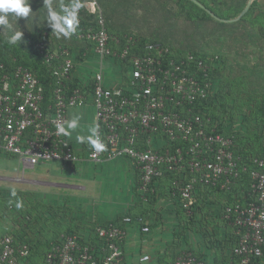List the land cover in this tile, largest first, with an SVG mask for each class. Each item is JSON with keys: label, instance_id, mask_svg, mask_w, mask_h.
Wrapping results in <instances>:
<instances>
[{"label": "built area", "instance_id": "1", "mask_svg": "<svg viewBox=\"0 0 264 264\" xmlns=\"http://www.w3.org/2000/svg\"><path fill=\"white\" fill-rule=\"evenodd\" d=\"M87 9L97 15L98 29L86 32L95 54L100 59L123 60L129 47L113 49L97 2L88 1ZM114 42L118 44V40ZM128 42L134 43L135 39L130 37ZM167 53V47L149 43L146 55L131 57L129 80L123 85L106 86L103 73L96 72L89 93L94 107L93 126H99L98 134L106 149L97 152L88 144L80 150L84 152L82 157L70 138L57 135L56 128L68 121L69 109L87 104L85 87L75 88L65 97L60 93V83L46 103L43 85L34 73L22 65L5 71L0 57V153L15 157L25 168L52 161L103 163L128 157L140 171L142 193H147L154 177L163 172L177 175L173 184L179 190L182 209L186 217H194L198 186L229 190L239 177V157L234 154L233 138L216 133L215 128L207 132L210 118L203 119L189 107L211 93V82H200L195 69L187 65L194 60L193 55L165 62ZM47 56V63L51 58L60 60L54 73L70 79L74 68L71 53L60 47ZM196 67L206 74V63L199 60ZM154 135L160 140L157 147ZM176 142L186 145L174 147ZM250 162L255 165L250 171L254 200L227 206L222 214L235 230L233 253L239 257V264H254L262 258L264 247V158H250ZM241 169L246 171V166ZM123 221V227L110 220L97 224L95 243L88 237L82 246L80 235H61L47 252L44 264H127L123 243L126 225L132 219L126 216ZM28 256L26 242L16 245L12 235L0 237V264H24ZM149 259L144 254L133 264H147ZM172 264L203 262L190 251H182Z\"/></svg>", "mask_w": 264, "mask_h": 264}, {"label": "trees", "instance_id": "2", "mask_svg": "<svg viewBox=\"0 0 264 264\" xmlns=\"http://www.w3.org/2000/svg\"><path fill=\"white\" fill-rule=\"evenodd\" d=\"M57 1L60 2L56 7L55 2ZM88 1L90 0H75V2L81 5L79 9V27L76 33L73 34L71 38H68V41H65V38L58 39L51 31L46 21L44 22L45 9L42 7L43 0H31V5L36 6L34 8L31 7L32 11L35 13L32 14L33 18L30 17L27 20L29 22V28L27 33L24 34V40H21L20 43L10 44L8 40L11 36V32L3 33V31L0 30V57L5 65V71H10L18 65L28 68L43 85L46 103H49V99H52L53 92L56 88L60 87V83H63L62 92L60 93L65 97H68L73 89L82 87H85L88 92L87 96L90 97L89 93L93 89V81L78 79L73 74L74 68L70 79L59 77L54 73V69L60 64V60L51 58L50 63H47L46 60L48 58L47 54L61 47L67 49L73 58L75 57L77 61L81 62L83 56H85L84 53L88 54L89 48H93V44L86 38V32L89 29L97 30L98 23L97 15L89 12L85 5ZM95 1L98 7L99 5L101 7V11L100 9L99 11L104 18L105 28L110 36L109 45L113 49L118 48V50H122L126 46L129 47L128 54L123 60L114 59L115 63L121 65L126 81L129 80L126 74L129 71L131 57L135 55H146L147 45L149 43L159 44L169 49V53L164 56L165 62L169 59H174L176 61H179L181 58L186 59L188 53L193 55L194 60L189 61L187 65L190 66L191 69H195L194 75L200 82H211V93L205 98L190 103L189 107L192 108L194 114L200 115L203 119L210 118L207 132H209L211 128H215L216 133H221L224 136L233 138V143L235 145L233 147L234 154L236 157H239L240 165L239 177L234 180V184L229 190H223L212 186H205L202 188L205 190L208 188L209 191L219 192V194H221L219 195L220 197H225L224 204L222 205V212H225L226 207L234 203L243 205L247 204L250 200H254L251 194L253 180L251 179L250 171L255 168V165L250 162V158H264V89L247 88L249 87L248 83L246 84V80H248L246 79L247 74H244L241 78L242 80H240L241 83L239 81L234 85L228 83L226 84L228 87L225 92L222 91L221 93L220 89L216 88V84H218V86L221 84L223 72L228 68V66H226L227 58L221 55L219 56L216 52L209 53V51L206 50L207 43L205 39L207 35L212 37L221 36L226 31L235 33V30L239 29L241 30L239 35L244 38L247 37L246 46L251 45V42H254L256 39L263 40L264 42V3L262 4L261 0H253L248 10L238 20L226 22V20L237 17L244 10L248 0H198L204 7H201L192 0H147L145 3H139V0H114V2L113 0ZM109 2L112 4H109ZM72 3L73 0H53V8L60 11L62 7L70 6ZM168 4H171V6L168 7ZM135 10H143V12L141 15L136 16L135 14L137 13H135ZM179 18L186 22L185 29L191 30V33L187 36L189 38L187 39L189 46L187 45L186 47H174L172 43L168 42L170 36L163 35L160 32L161 29L166 26L176 28L177 23H172V21H176ZM22 20L23 19H19L16 24H21ZM13 21L15 20L10 19V22ZM146 22L156 24L150 31V34L145 36L139 32L136 33V29L140 28V26H145ZM133 27H136V29L133 30ZM248 29H250V31H248ZM130 37L135 39L134 43L128 42ZM114 40H118V44H115ZM41 44L44 46L42 49H40ZM199 60L206 63L208 66L206 74H204L202 70L197 69L196 65ZM237 76L239 77V75ZM243 83L244 85L241 87ZM254 83L256 84L255 80ZM236 96L239 97V99ZM235 103H239V105H235ZM231 105L237 107H231ZM238 119H240L241 124L237 126L236 123ZM240 125L242 126L241 128H239ZM156 136L157 135L153 136L155 142L156 139H158ZM182 145L186 144L176 142L174 147ZM86 147H88V145ZM163 150V148L159 149V151ZM82 153L84 154V152ZM118 159H126L131 163L128 157H120ZM242 166H246V171H242ZM132 167L135 170L136 179L138 181L140 178V171L135 168L134 165H132ZM176 178L177 175H172V173L169 174V172H163L161 176L154 177L149 186V192L145 196L137 194L138 198L136 202L140 204L139 206L143 207L142 210L138 213H135L134 210H131L127 214L121 213L110 221H112L114 225L123 227V218L126 216L132 219L141 218L140 216H147L154 209L153 206L157 198V193H160V195L166 193L173 197L177 206V213H179L180 220L178 228L181 229L186 227V225L182 223L184 220L192 224L193 217H186L181 206L179 190L173 184ZM136 185H138L137 182ZM4 194L7 193L4 192ZM7 195L5 201H8V204H10L9 201L16 203L17 199L25 197L22 192H17L14 196ZM197 197L198 195L195 197V211H197L201 202ZM97 224L100 223L94 224L92 229H88L87 232L79 233V227L74 229L69 227L65 231L66 233H79V235H82L79 238V243H81L82 246L88 237L95 243L97 237L95 234V226ZM224 224H227L226 220ZM232 230V235L235 236V246L236 235L234 234V228ZM173 232L175 236H182L181 233H175V228ZM57 235H55L56 237H49L41 244H38L35 238L25 239L23 236L19 238L16 234H13V238L16 241V245L26 242L29 246V256L27 260L29 257L34 259L36 257L39 259L42 258V264H44L46 254L53 243L56 242ZM209 242L208 245L215 244L214 240ZM201 254L200 252V257L197 256L198 260L203 257ZM233 256L234 259H236L235 264H239V257L234 253ZM260 260L261 258L254 264H261ZM204 264H207V262L204 261Z\"/></svg>", "mask_w": 264, "mask_h": 264}, {"label": "crops", "instance_id": "3", "mask_svg": "<svg viewBox=\"0 0 264 264\" xmlns=\"http://www.w3.org/2000/svg\"><path fill=\"white\" fill-rule=\"evenodd\" d=\"M99 9L101 11L100 5ZM84 55L86 56H83L82 59H88L89 55L85 53ZM112 65V68L107 67V65L105 66L106 69L105 72H103L105 85L110 87L123 85L126 80L124 79V71L118 68L121 67V65H118L117 63H115V65ZM89 69L90 66L83 65L81 61V64L79 63V68H76L74 70L75 72L73 71V74L77 78L87 79V71ZM107 70L110 72L107 73ZM89 106H91L94 113V107L92 99H90V97L85 106L79 107L78 109L74 110V115L82 118L88 112ZM93 113L90 119V123H85L83 120L80 121V127L76 132H73L70 137L72 143L81 153V157L83 156V153L81 151L86 149V146L88 144L78 143L76 141V136H87L90 134V129L94 127ZM74 115L71 111L70 116ZM85 126L88 127L85 128ZM156 142L155 146L160 143V140L156 139ZM9 157L15 161H18L13 156ZM53 163L59 165L61 167L60 170L64 169V174L65 172L66 174H71L72 169H78L79 174L77 175V179H79V181L93 180L98 176L99 173L100 180L98 192L106 193V199H109V202L114 201L116 203L117 199H122L126 194L131 197L135 194L134 205L132 206L131 204L132 207H123L122 209L116 208V210L112 211L108 209V206L112 207L113 203L108 204V201H106V212L105 210L96 211L98 212L96 214L97 218L104 217V221H108L121 213L127 214L132 209L135 211V213H138L142 210L143 207L139 206L140 204L136 202V199L138 198V195L136 194V182L138 183L136 179V173L131 163H129V161H127L126 159H117L113 161H106L103 163H88L85 161H81V163L67 164L52 161L37 164L35 167H24L22 169V173H24V170L26 169H32L30 170L31 172H33L35 169H38V171L42 170V172H44L45 170H47L49 173H52L55 172L56 169H59H53V167H49ZM18 166V169H21L20 165ZM83 168H85L84 173ZM61 181H50L51 183H49V185L54 186V190H57V193L53 195H46V197L54 196L59 201H62L61 197L63 195L67 196L66 198L71 200L78 197L75 193H72L76 189H72L71 192L69 190L70 187H81L83 189L81 191H87V188L84 184H69ZM195 195H198L197 198H199L201 202L195 216L193 217L192 224L185 220L182 222L186 225V227H183V234L181 237L179 235L175 236L173 232L174 228L172 229L171 236H168V238L164 242H160L161 239L160 237H158L163 229H166L167 231V229H169L170 225L172 224L173 227L175 226V228L179 229V213H177V206L175 204V201L173 200V197L169 194L164 193L163 195H160V193H157V198L153 206L154 209L147 216H140L141 218L138 219H132L130 217L132 221L130 222V224L126 225L127 237L123 243V251L127 264H133V262L136 261L139 256L144 254L150 256L147 264H172L173 258L178 253L177 250L179 247L185 246L188 249L195 244L196 249L200 250V252L202 253L201 255H203L206 259L207 264H235L236 259H234L232 251L235 242V236L232 235L233 227L229 224H224L225 220L222 216V205L224 204L225 197H220L219 195L221 194H219V192L209 191L208 188L205 190L202 187L197 188V192ZM81 196L84 197L85 195ZM71 202L72 204H75V202H73L72 200ZM56 204L58 206L49 205L47 211H36L33 209L30 210L28 207H23V210L18 209V211L16 210V212H12L13 208L10 204H8V207H3L0 205V237L6 234H10L12 236L13 234H16L19 238H22V236L25 239L35 238L37 239V243L41 244L44 243V241L49 237H53L59 234L61 231L67 230V228L69 227L71 228L72 225L69 222L70 220L68 217L61 218V214H56L53 211L54 207H59L60 211L63 214L61 206H59L57 200ZM156 206H158V210H156ZM85 213L86 216L80 218L79 215L78 217L81 220V223L87 218L89 219V221L90 219L94 220V218H90L93 212H91L90 210H86ZM63 216H65V214H63ZM17 218H24V220H18ZM169 219L172 222L169 221ZM63 226L66 227L63 228ZM144 226L147 228V231H143ZM35 227L36 229H34ZM87 230H85L84 232H87ZM185 240L188 241L185 242ZM211 240H214L215 244L208 245L210 243L209 241ZM156 252L157 256L155 257ZM38 259L39 258L37 257L35 259L29 257V259L25 261L24 264H42L43 259Z\"/></svg>", "mask_w": 264, "mask_h": 264}, {"label": "rangeland", "instance_id": "4", "mask_svg": "<svg viewBox=\"0 0 264 264\" xmlns=\"http://www.w3.org/2000/svg\"><path fill=\"white\" fill-rule=\"evenodd\" d=\"M146 1L147 0H139V3L140 2L145 3ZM59 2L60 1L55 2L56 7L59 5ZM261 3L263 4L264 0H261ZM109 4H112V3L109 2ZM85 5L87 7V3ZM169 6H171V4H168V7ZM31 7L34 8L36 6L31 5ZM135 11H136L135 13H137L135 14L136 16L141 15L143 12V10L141 11L135 10ZM173 22L177 23L176 28L174 27L171 28L169 26H166L162 28L160 32L163 35L170 36L168 38V42L172 43L174 47H177V46L186 47L188 45L187 39H189L187 36H189V34L191 33V30L189 31V29H185L186 22H184L181 18H179L176 21H172V23ZM226 22H234V21H226ZM10 23H13L11 24V28L0 26V30L3 31V33L11 32L12 34L10 33V35H13L15 31L20 30L23 34L21 40H24V34L27 33L28 31L29 22L26 19H23L21 21V24L20 23L16 24V21H13ZM154 26H156L155 23L146 22L145 26L143 27L140 26V28H137V29L136 27H133V30L136 29L137 30L135 31L136 33L139 32L145 36H148ZM248 31H250V29H248ZM240 33H241V30L237 29L235 30V33L231 31H226L221 36L212 37V36L207 35L205 39V42L207 43L206 50L209 51V53L216 52L219 54V56L221 55L227 58L226 66H228V68L227 70H224L223 72V76H222L223 78L221 80V84L219 86L218 84H216V88H219L221 93L222 91L225 92V90L227 89L228 85L226 86V84L228 83H232V85L237 84L238 83L237 81L240 82V80H242L241 78L242 76H244V74H247L246 79L248 80H246L247 81L246 84L248 83L249 85V87L246 86L247 88L264 89V42L263 40L256 39L254 40V42H251L252 43L251 45L246 46L247 37L244 38L243 36L239 35ZM68 40L69 39H66L65 41H68ZM88 51H89L88 59L82 60L83 65L90 66V69L87 71V80L92 81L96 72H102V73L105 72L106 65L107 67H110V68H112L113 66L112 64L115 65V60L113 59H109V58L100 59L98 56L96 57V54L93 48H89ZM72 59H74L73 61L75 63V67H74V70H75L76 68H79V63L81 64V62L77 61L75 57L74 58L72 57ZM118 68L121 69L122 67H118ZM108 70H107V73L110 72ZM237 75H239V77ZM78 79L85 80L82 78H78ZM254 80L256 84L254 83ZM243 85L244 83L241 85V87H243ZM237 98L239 99V97ZM235 105H239V103H235ZM231 107L236 108L237 106L231 105ZM75 109H78V108H71L68 110L69 119L75 116L74 115ZM71 111L74 116H70ZM92 113H93V109L91 108V106H89L88 112L86 113V115L80 118V121L83 120L85 123L89 124ZM239 124H241L240 119L237 120L236 125L238 126ZM86 127L88 126H85V128ZM241 127L242 126L240 125L239 128ZM4 158H7V159H4ZM18 163H19L18 161L11 159L9 156L0 154V205L3 207H8V201H5L6 197L8 196L7 194L14 196L15 193L22 192L25 195L24 198L17 199L16 203H12L11 201H9L10 205L13 208L12 212H16V210L18 211V209L23 210V207L24 208L28 207L30 210L33 209L36 211H41V210L47 211L49 205L51 206L57 205L56 204V200H57L65 216H63L59 207L58 208L54 207L53 211L56 214H61V218L68 217L70 220L69 222L72 225L71 228L74 229V228L79 227L78 232L82 233L87 229H90V228L92 229L93 225L96 223L105 222L104 217L97 218L96 214L98 212L96 211L105 210L106 212V201H108V204L113 203L112 207L108 206V209L112 211L116 210V208L122 209L123 207H130L131 204L132 206L134 205L135 194L132 195V197L126 194L125 196H123L122 199H117L116 200L117 202L115 203L114 201L109 202V199H106V193L98 192L99 180H100L99 173H98V176L93 180L79 181V179H77V175L79 174L78 169H74V170L72 169V173H71L72 175L66 174V172H65L66 174L65 175L63 173L64 169L60 170L61 167L53 163L49 167H53V169H56V168H59V169H56L55 172H52V173H49L47 170H45L44 172H42V170L38 171V169H35L33 172L30 171L32 169L30 170L26 169L24 170V173H22V169L24 167L20 163L19 164ZM18 165H20L21 169H18L19 167ZM83 169L82 170L84 173L85 168ZM51 180L53 181L62 180L61 182H66L69 184H84L87 188V191H81L83 190L81 187H70L69 190L71 192H72V189L74 190L76 189L72 193H75L78 198L71 199L73 202H75V204H72L71 200L66 198L67 196H63V195L61 197L62 201L61 200L59 201L54 196L46 197V195H53L57 193V190H54L55 189L54 186L49 185V183H51L50 182ZM4 192L7 194H4ZM81 195H85V196L82 197ZM158 209H159L158 206H156V210ZM86 210H90L91 212H93L94 215L92 214L90 218H94V220L90 219L89 221V219L87 218L81 223V220L78 217L79 215H80V218L83 216H86V213H85ZM17 219L22 220V221L24 220V218H20V219L17 218ZM169 221L171 220L169 219ZM65 227L66 226H63V228ZM173 228H175V226L173 227V224H172L170 225L169 229H167V231L166 229H163L161 231V233L158 235V237H160L161 239L160 242H164L168 238V236H171ZM34 229H36V227ZM175 233L183 234V228L181 229L175 228ZM63 234H67L65 230L61 231L58 234V237H60ZM185 242L187 241L185 240ZM195 245L191 246L189 250H192L196 254H199L200 250H197ZM186 250H187V247L183 246V247H179L177 252L179 254L180 252L186 251ZM156 256H157V252L155 254V257ZM176 256L177 254L174 256V260ZM262 257L263 258H261L260 261H261V264H264V256ZM174 260L172 261V263L174 262ZM202 260L206 262V259L204 258V256L202 257Z\"/></svg>", "mask_w": 264, "mask_h": 264}, {"label": "clouds", "instance_id": "5", "mask_svg": "<svg viewBox=\"0 0 264 264\" xmlns=\"http://www.w3.org/2000/svg\"><path fill=\"white\" fill-rule=\"evenodd\" d=\"M42 7L45 9L44 22L46 21L47 25L51 28V31L58 39H68L76 33L79 27V9L81 7L78 2L73 0V3L70 6H64L60 11H57L53 8V0H43ZM33 13L35 12H33L31 9V0H0V26L2 27L11 28L10 19L15 20L17 23L19 19L28 20L30 17L33 18ZM22 35L23 34L20 30L15 31L14 34L9 37L8 42L10 44L20 43ZM79 127L80 118L79 116H74L65 123L57 125V135L70 138L72 133L76 132ZM98 128V125L92 127L90 129V134L87 136L77 135L76 141L81 144H90L91 147L97 152L104 151L106 149V145L102 142L98 134ZM139 186L140 178L138 180V185L136 186V194L145 196L149 192V189L147 193H142L139 191ZM76 234L79 236V233ZM186 251H190L196 257H200L199 254L189 250V248ZM199 261H202L204 264L202 259H199Z\"/></svg>", "mask_w": 264, "mask_h": 264}, {"label": "water", "instance_id": "6", "mask_svg": "<svg viewBox=\"0 0 264 264\" xmlns=\"http://www.w3.org/2000/svg\"><path fill=\"white\" fill-rule=\"evenodd\" d=\"M194 1L195 3H198L201 7H204L202 4H200L198 2V0H192ZM253 0H248L247 2V5L245 6L244 10L236 17V18H233V19H230V20H226V21H236L238 20L249 8L250 4L252 3Z\"/></svg>", "mask_w": 264, "mask_h": 264}]
</instances>
